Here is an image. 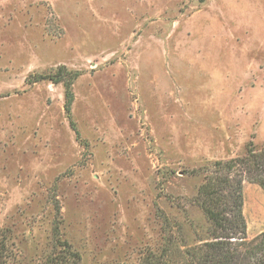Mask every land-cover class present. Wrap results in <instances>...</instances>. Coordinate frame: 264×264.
I'll return each mask as SVG.
<instances>
[{"label": "rangeland", "instance_id": "374dc122", "mask_svg": "<svg viewBox=\"0 0 264 264\" xmlns=\"http://www.w3.org/2000/svg\"><path fill=\"white\" fill-rule=\"evenodd\" d=\"M59 65L80 72L78 138L63 86L26 83ZM249 141L264 147V0H0L6 264L62 254L56 222L78 264H139L165 229L206 238L193 170ZM242 189L251 239L264 231V190Z\"/></svg>", "mask_w": 264, "mask_h": 264}, {"label": "trees", "instance_id": "16d2710c", "mask_svg": "<svg viewBox=\"0 0 264 264\" xmlns=\"http://www.w3.org/2000/svg\"><path fill=\"white\" fill-rule=\"evenodd\" d=\"M79 75V71L59 65L49 73L26 77L28 84L48 80L63 86V109L76 138L79 132L71 117V104L74 98L72 85ZM193 173L202 174L203 178L194 202L209 223L208 236L188 244L182 237L176 238L165 229L160 252L146 251L139 264H264V231L248 239L242 212L243 181L256 183L264 190V147L256 148L249 141L244 154L214 160ZM55 210L59 215L58 203ZM163 221L168 224L167 218L164 217ZM53 232L55 245L63 246L64 252L51 256L46 264H78V252L60 238L59 222L54 224ZM7 239V233L0 231V264L7 262Z\"/></svg>", "mask_w": 264, "mask_h": 264}]
</instances>
